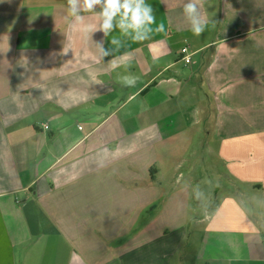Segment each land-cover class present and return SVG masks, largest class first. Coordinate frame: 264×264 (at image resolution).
Listing matches in <instances>:
<instances>
[{
    "label": "crops",
    "instance_id": "crops-1",
    "mask_svg": "<svg viewBox=\"0 0 264 264\" xmlns=\"http://www.w3.org/2000/svg\"><path fill=\"white\" fill-rule=\"evenodd\" d=\"M147 2L164 31L97 63L92 14L0 0V264H264V0H202L200 36L188 0Z\"/></svg>",
    "mask_w": 264,
    "mask_h": 264
},
{
    "label": "clouds",
    "instance_id": "clouds-1",
    "mask_svg": "<svg viewBox=\"0 0 264 264\" xmlns=\"http://www.w3.org/2000/svg\"><path fill=\"white\" fill-rule=\"evenodd\" d=\"M202 0H188L183 5V13L190 25V31L195 36L204 33L208 21L202 19L198 4ZM84 14H92L96 20L95 27H86L85 33L91 39L93 32H101L103 39L94 43L96 48V62L104 63L106 57H113L123 46L125 40L140 43L151 38L154 32H163L164 25L157 24L153 6L147 0H67L66 21L70 24H82ZM155 25V27H153ZM215 23L213 22V27ZM118 30L119 35L112 33ZM111 36V39L109 37ZM111 47H105V40ZM70 47H64L63 53L67 54ZM111 68L123 67L127 74L119 77V82L124 87H135L139 77L128 72L131 66V57L120 64L117 59L107 61ZM107 149H102L98 154V167L104 166ZM198 202L207 201V194L197 185L193 192Z\"/></svg>",
    "mask_w": 264,
    "mask_h": 264
},
{
    "label": "rangeland",
    "instance_id": "rangeland-1",
    "mask_svg": "<svg viewBox=\"0 0 264 264\" xmlns=\"http://www.w3.org/2000/svg\"><path fill=\"white\" fill-rule=\"evenodd\" d=\"M180 69L186 71V69H184V68H181L180 67ZM174 127H177V126H174ZM205 137H206V135L204 136V138ZM201 138H202V135H201ZM213 145H214L213 141L210 140L209 138H207L206 140L200 139V141H198L197 137L192 136L189 139L188 151H185L184 154L187 156V153H188V155H190L189 156V159L191 161L192 160L196 161V164H197V160H199V164H201V167L212 166L214 164V166H217L219 169L221 168L220 170L223 171V164H222V162H219V164H218L215 156L211 152L212 151L211 148L213 147ZM207 151L209 152V154H207ZM175 175H176V173H173V177ZM204 177L207 178L208 177V174H205ZM199 182H210V183H212L213 180L205 179V180H201ZM214 182H220V186L222 187V190L224 188H227V185H226L227 180H226L223 172L220 175V179L219 180H215ZM199 211H200L199 207H197V206H190V215L192 213H197ZM190 218H191V216H190ZM189 224H190L189 226L191 228L192 225H193V219L192 218L190 219ZM189 239H190V241H192L193 239L195 241V237H190Z\"/></svg>",
    "mask_w": 264,
    "mask_h": 264
},
{
    "label": "built area",
    "instance_id": "built-area-1",
    "mask_svg": "<svg viewBox=\"0 0 264 264\" xmlns=\"http://www.w3.org/2000/svg\"><path fill=\"white\" fill-rule=\"evenodd\" d=\"M179 55H180V59L183 61L185 65L191 62V53L188 52V49L186 46H183L180 48ZM39 125L46 129V126L43 123H40Z\"/></svg>",
    "mask_w": 264,
    "mask_h": 264
}]
</instances>
